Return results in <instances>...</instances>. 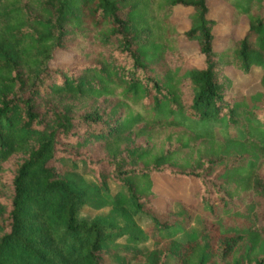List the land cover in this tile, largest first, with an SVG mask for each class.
<instances>
[{
	"label": "trees",
	"instance_id": "obj_1",
	"mask_svg": "<svg viewBox=\"0 0 264 264\" xmlns=\"http://www.w3.org/2000/svg\"><path fill=\"white\" fill-rule=\"evenodd\" d=\"M217 2L0 0V264H264V0Z\"/></svg>",
	"mask_w": 264,
	"mask_h": 264
},
{
	"label": "rangeland",
	"instance_id": "obj_2",
	"mask_svg": "<svg viewBox=\"0 0 264 264\" xmlns=\"http://www.w3.org/2000/svg\"><path fill=\"white\" fill-rule=\"evenodd\" d=\"M218 0H209L210 15L218 21V25L214 27L213 33L218 36V40L221 41L220 36L230 30H233V26L228 21L226 12L223 6L218 4ZM175 17H177L175 15ZM244 24H241L242 27ZM241 33L240 29L236 31V34ZM220 43V42H219ZM181 49L191 55L194 63H199V56L195 53L194 42H186L185 40H180ZM58 60H64L65 56L58 55ZM227 73L231 76L233 80L232 92L248 93L257 87L256 81L252 77L243 76L240 73H233L232 70L228 69ZM152 180V189L158 193V196L153 200L157 205L163 207L165 202L164 198L167 196H176L180 199L186 201H194L193 183L185 179L171 178L165 175L153 174L150 176ZM100 211H94L90 208L84 207L80 210L81 215L89 214L93 215L99 213ZM165 264H175V261L171 258L166 260Z\"/></svg>",
	"mask_w": 264,
	"mask_h": 264
}]
</instances>
